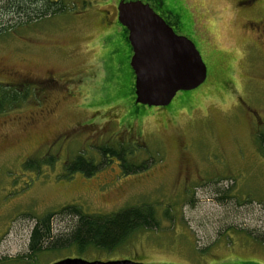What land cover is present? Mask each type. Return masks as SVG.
Listing matches in <instances>:
<instances>
[{
    "label": "rangeland",
    "instance_id": "rangeland-1",
    "mask_svg": "<svg viewBox=\"0 0 264 264\" xmlns=\"http://www.w3.org/2000/svg\"><path fill=\"white\" fill-rule=\"evenodd\" d=\"M119 1L61 0L62 11L0 37V83L30 86L26 99L0 113V264H264V243L246 233L264 235L257 141L264 133V0H140L178 17L170 18L174 32L194 43L206 65L205 81L165 107L135 103L131 94ZM117 44L125 51L120 70ZM103 144L152 162L129 175L116 162L88 177L65 175L78 153L97 162ZM48 156L53 164L42 163ZM27 159L38 169H26ZM143 204L154 207L159 226L110 253L89 250L83 258L72 247L25 256L43 214L53 213L57 235L70 223L62 207L108 214Z\"/></svg>",
    "mask_w": 264,
    "mask_h": 264
},
{
    "label": "trees",
    "instance_id": "trees-1",
    "mask_svg": "<svg viewBox=\"0 0 264 264\" xmlns=\"http://www.w3.org/2000/svg\"><path fill=\"white\" fill-rule=\"evenodd\" d=\"M64 7L65 5L61 0L52 3L49 0H0V37L32 21L60 12ZM126 43L128 44L127 40ZM114 48L115 50L112 53L117 55L113 59L120 70L119 58H122L125 54L124 47L117 44ZM112 53L111 55H113ZM128 55H130V51ZM126 66L128 67V63ZM109 71V74H112L111 68ZM12 85L0 83V113L18 106L27 97L30 86L22 83L18 85L20 86L18 89L16 84ZM132 92L133 87L131 86V94ZM132 97L134 100V96ZM257 141L260 150L264 153L262 149L264 133L257 137ZM95 152L97 158L100 157L97 162L82 153L76 154L66 163L65 175L70 176L73 173H81L88 177L93 175L102 165L113 162H116L119 166L122 175H129L146 170L152 162L151 157L133 161L134 151L122 144L114 146L103 144L97 146ZM43 160L41 162H45L44 164L47 165L53 164L55 158L48 156ZM38 164L40 163L34 161V159H27L24 167L26 169H38ZM59 213L69 216L70 223H68L67 228H63L59 234L53 235L51 218L53 213L48 212L40 218L37 217L31 231L26 257L30 258L42 250L71 249L72 247L75 248L76 255L74 256L83 258L89 250H102L110 253L123 247L133 233L141 229H156L159 226L154 207L146 204L125 207L108 214H88L81 211L76 205H69L62 207ZM246 233L264 243V235Z\"/></svg>",
    "mask_w": 264,
    "mask_h": 264
},
{
    "label": "water",
    "instance_id": "water-1",
    "mask_svg": "<svg viewBox=\"0 0 264 264\" xmlns=\"http://www.w3.org/2000/svg\"><path fill=\"white\" fill-rule=\"evenodd\" d=\"M117 21L127 30L132 54L135 103L165 107L178 91H190L207 75L199 51L183 35H177L153 8L140 0H120ZM52 264H144L130 259L86 261L66 258Z\"/></svg>",
    "mask_w": 264,
    "mask_h": 264
},
{
    "label": "flooded vegetation",
    "instance_id": "flooded-vegetation-1",
    "mask_svg": "<svg viewBox=\"0 0 264 264\" xmlns=\"http://www.w3.org/2000/svg\"><path fill=\"white\" fill-rule=\"evenodd\" d=\"M245 4L246 5H249L250 4V1L248 2V1H246L245 2ZM152 7V6H151ZM248 8H250V5H249V7ZM153 10L156 12V9L153 7ZM107 13V12H106ZM158 15H160V14H158ZM164 20H165V22L173 29L174 28V24H173V22L172 21H170V18H172V19H175V21H178V17H174L173 16V14L171 13V12H169V11H165V13H163V14H161L160 15ZM116 19H117V10H116ZM108 22H106V24H107ZM176 25H178L177 23H176ZM122 27V30H123V35H124V33H125V35H126V37H127V30L123 27V26H121ZM262 27H263V29L261 30L262 32V34L261 35H263L264 36V24L262 25ZM261 28V27H260ZM174 31V30H173ZM184 36V35H183ZM131 53H132V51H131V48H130V56H131Z\"/></svg>",
    "mask_w": 264,
    "mask_h": 264
},
{
    "label": "crops",
    "instance_id": "crops-1",
    "mask_svg": "<svg viewBox=\"0 0 264 264\" xmlns=\"http://www.w3.org/2000/svg\"><path fill=\"white\" fill-rule=\"evenodd\" d=\"M130 47V46H129ZM131 48V47H130ZM132 54V53H131Z\"/></svg>",
    "mask_w": 264,
    "mask_h": 264
}]
</instances>
